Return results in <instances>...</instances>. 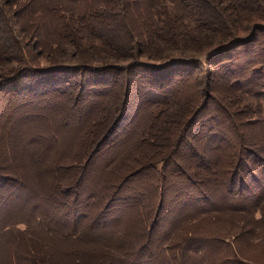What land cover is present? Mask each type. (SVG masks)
<instances>
[{
    "label": "rangeland",
    "instance_id": "obj_1",
    "mask_svg": "<svg viewBox=\"0 0 264 264\" xmlns=\"http://www.w3.org/2000/svg\"><path fill=\"white\" fill-rule=\"evenodd\" d=\"M161 15L156 17V23L164 20V12ZM190 23L187 21L188 27L191 26ZM259 24L264 25V21ZM43 33L48 34L49 29H44ZM244 34L248 33L240 36ZM170 36L168 33H162V41L155 45L153 43L151 52L133 54L132 58L124 57L123 54L115 58L100 42L85 39L82 41V52L67 44L62 50L66 48V53L69 54H62L63 51L59 54L30 53L28 65L38 69L58 64L70 67L82 64L126 66L131 62L159 65L168 60L183 58L197 59L202 63V67H205L208 54L206 51L195 52L193 47L187 44L180 45L179 49L184 50L180 51L178 47H174L177 44L172 46L165 41ZM49 37L54 38L51 35ZM25 41L28 42V39ZM246 49L248 51H245ZM187 50H192V54L183 53L188 52ZM255 50L259 51V54H255ZM244 51L250 54H243ZM252 51L254 53H251ZM14 57L16 56L11 54V58ZM228 58L236 59L230 62L231 66L248 74L252 68L262 63L261 73L264 74V33L258 36L254 47L243 48V51H236ZM22 66L27 64L10 59L0 63V74L4 71L8 74L14 73L23 68ZM16 78V82L23 80L20 85L29 84L30 79L20 78L18 75ZM48 78L49 84H44L41 89L30 87L29 84L30 88L27 86L11 91L8 84H0V176H3V180L4 177H12L16 181H0V264H62L63 261L77 258H81L82 264L223 262L222 251H215L213 244H204L201 239L216 236L221 232L224 236V231L232 230L231 226L241 223L250 226L253 224L251 215L248 211L243 215L225 213L231 206L237 210L241 199L236 201V195L224 196L227 193L217 189L214 193L218 195L219 200L213 203L209 183L204 184V188L208 190L204 194H211L209 201L198 191L199 186L192 185L185 189L186 174L197 178L212 175L209 168L202 171L198 167V159H205L210 152L216 141L211 136H222L217 134L218 131L210 135L213 128L230 132L227 136L232 142L226 149L222 148L220 154L218 150L214 151L216 158L210 168L216 169V178L219 181L226 178L222 175L231 164L230 156L238 154L241 145H247L264 156V79L261 75L254 73L247 79L248 83L244 85L243 90H239V95L222 89L220 94L225 93L226 99L219 102V105L236 106L237 110L241 111V114L235 117L236 122L233 124L230 119H226L217 101L212 102L206 113L201 115L190 129V136L182 143L181 151L172 153L171 160L164 166L163 172L154 171L152 168L158 150L151 147L150 142H157L158 139L153 140L146 135L149 128L158 125L150 115H153L152 102H149L146 108H139L133 123H127L125 129L122 128L124 131L117 138L114 137V146H111V143L110 146L105 145L101 152L95 157L87 158L85 162V150L92 146L90 143L93 132L99 125L98 120L102 113V108L97 104L101 99H93L92 93L104 88L106 84L115 85L116 80L121 77L115 79L106 76L95 82H104L105 85L89 84L85 91L78 89L79 83L74 86V82L80 80L78 75H48ZM253 79L256 80L249 84ZM149 81L157 83L152 79ZM137 85L138 81L134 83V95L130 101L132 111L126 122L135 117L137 101L134 97ZM149 89L151 92L148 91L150 94L147 98L159 99L155 95L159 90L158 85ZM66 90L68 94H65ZM164 90L161 89L162 92ZM167 90L171 91L169 88ZM122 91L123 89L119 88L120 96ZM188 93V89L182 85L175 95L186 96ZM110 96L112 99L113 92ZM137 97L143 100L142 94L140 96L139 93ZM154 107L153 111L160 113L161 118L166 106ZM215 112L219 117H216ZM142 155H150V158L143 161ZM136 156V162H143L132 166L138 169L140 165L144 169L131 179L121 180L122 172L129 168V162ZM248 163L255 170L262 166L261 162L253 163L252 158L248 159ZM55 164L69 167L70 170L62 172L58 169V175H54L52 166ZM18 172L20 181L15 179ZM157 175L158 177H155ZM260 176L263 177L264 172ZM54 178L62 180V185H55L53 188ZM161 179L163 183H167L168 189L163 197L164 207L159 212L156 201H153L157 196L152 194V181L159 182ZM110 183L120 184L115 196H108L111 191L110 189L108 192ZM251 191L261 194L258 200L254 198L248 203V206L262 203L260 210L254 212V216L258 218L264 213V190L251 186L243 192L249 195ZM105 193L107 194L103 195ZM220 214L223 217L213 221L212 216L218 217ZM255 237L257 239L253 243L259 239L264 240L262 230L256 232ZM204 246L207 249H204ZM27 253L35 260L28 259ZM20 254L27 257L22 256L19 259ZM257 258L261 257L257 255Z\"/></svg>",
    "mask_w": 264,
    "mask_h": 264
},
{
    "label": "trees",
    "instance_id": "obj_2",
    "mask_svg": "<svg viewBox=\"0 0 264 264\" xmlns=\"http://www.w3.org/2000/svg\"><path fill=\"white\" fill-rule=\"evenodd\" d=\"M162 12L165 15L164 20L156 23V17ZM187 21L191 22L190 27H188ZM260 21H264V0H0V63L12 59L27 64V66H22L23 68H19L11 74L4 71L0 74V84H4L3 86L8 84L13 88L9 89L11 91L27 88L29 84H31L30 87L35 86L41 89L44 84H49L48 75L64 77L78 75L80 80L74 82V86L79 83L78 89L85 91L89 84L105 85L104 82H95L106 76H112L115 79L121 77L120 80H116L115 85L106 84L104 88L92 93L93 99H101L97 104L102 108V113L99 116V125L93 132L90 143L92 146L85 150V154H87L86 159L84 157L85 162H87V158L95 157L101 152L105 145L114 146V137L117 138L124 131V126L127 123H133L142 107L146 108L152 102L153 115L150 112L149 114L158 125L155 124L154 128H149L146 135L153 140L158 139L157 142H150L152 143L151 147L158 150L152 168L154 171L163 172L164 166L171 160L172 153L181 151L182 143L190 136V129L197 119L206 113L207 107L212 102L217 101L218 107L226 119H230L233 124L236 122L235 117L237 118L241 111L237 110L234 105L231 107L225 104L219 105V102H224L226 99L225 93L220 94L222 89H228L235 95L239 93V90H243L244 85L248 83L247 79L251 78L254 73H259L264 79V74L261 73L263 71L262 63L259 62L261 65L252 68L248 74L231 66L230 62L236 59L228 58L230 54L236 51H243V48L254 47L257 44L258 36L264 33V25L259 24ZM46 28L49 29L48 34L43 33ZM245 32L248 34L240 36ZM162 33L171 35L165 41L172 46L177 44L174 46L175 48L178 47L179 49L180 45L187 44L192 46L195 52L206 51L208 54L205 59V67H202V63L197 59L186 60L183 58L168 60L159 65L131 62L126 66L82 64L70 67L58 64L46 69L32 68L28 65L30 64L28 59L30 53L54 52V54H59L63 51L62 54H69L66 53V48L62 50V47L67 44L79 52L82 50V41L85 39L100 42L115 58H119L122 54L124 57L132 58L133 54L151 52L153 43L155 45L162 41ZM48 35L54 38L51 39ZM26 38L28 42L25 41ZM187 51L183 53L192 54L190 52L192 50ZM245 51L243 54H250ZM11 54L16 57L11 58ZM255 54H259V51L255 50ZM55 59L57 58L55 57ZM16 75L20 78L30 79L28 80L29 84L20 85L23 80L16 82L18 79ZM149 79L158 84L150 82ZM255 80H250L249 84ZM136 81H138V89H135L136 97L134 98L137 101L135 103L137 109L135 117L126 122L132 111L130 101L134 95L133 88ZM64 82L66 83L67 80ZM157 85L159 93L155 92V95L159 99H153V101L147 98L151 92L149 87L155 88ZM182 85L190 93L186 96H176V90ZM119 88L123 89L121 96L120 93L118 94ZM168 88L171 91L167 90ZM161 89H165L164 92ZM68 90L70 92V89ZM246 90L249 92L248 89ZM112 92L113 98L110 99ZM139 93L140 96L142 94L143 100L137 97ZM65 94H68L67 90ZM144 104L146 105L143 106ZM154 106H166V111L163 110L162 114L164 115L161 118L160 113L153 111ZM216 115L219 117L218 113ZM158 117L160 118L159 121H155ZM234 126L236 128V124ZM216 132L222 136L220 138L211 136L216 141L211 146L207 157H204L206 161L203 158L198 159V167L202 171L204 168H209L213 176L203 174L204 176L197 178L192 174H186L185 189L192 185L199 186L198 191L201 192L202 196L204 195L203 198L209 201L211 194H204L208 191L204 188V184L209 183L213 203L215 200H219L218 195L214 193L217 189L224 190V193H227L224 196L236 195L234 197L236 201L241 199V205L238 206L237 210L231 206L230 210H226L225 213L243 215L245 211H248L253 224L248 226L241 223L231 226L232 230L224 231V236L221 232L216 236L201 239V242L213 244L216 247L215 251H222L221 260L223 262L217 264H264V240L259 239L253 243L257 239L255 237L256 232L262 230L264 235V213H261L258 218L254 216V212L260 210L262 203L248 206L251 200L254 198L258 200L261 194L251 191L249 195H246L243 192L248 187L250 189L251 186L264 190V176H260L264 172V156L247 145H241L238 154L230 156L231 164L229 168H226L225 174L222 175L223 178H226L224 181L222 179L219 181L216 178V169L210 168L216 158L214 151L218 150L220 154V150L226 149L232 142L227 136L230 135V132L225 129L216 130L213 128L210 135H214L213 133ZM231 133L233 132L231 131ZM149 138H144V140ZM142 156L144 157L143 161L150 158V155ZM249 158H252L253 163L261 162L262 166L258 167L257 170L253 169V166L248 163ZM137 159L138 156L129 162V168L122 172L121 180L131 179L144 169L140 165L138 166L140 168L134 169L132 164L143 162H136ZM132 161L135 162L132 163ZM159 163H161L160 168H158ZM58 169L62 172L70 170L69 167L55 164L52 166L54 175H58ZM12 170L14 171V169ZM15 175V179L20 181L19 172ZM4 180L5 182L15 181L12 177H4ZM4 180L3 176H0V181ZM53 181V188L55 185H62V180H55L54 178ZM119 186L120 184L110 183L108 192L110 189L111 191L108 196L116 195ZM152 188V194L157 196L153 201H156V206L160 212L164 207L163 197L168 186L161 179L159 182L152 181ZM197 201H199L198 198ZM222 217V214L218 217L212 216L213 221ZM218 236H222V238H218ZM204 249L207 247L204 246ZM256 254L261 258L258 259ZM22 256H28V259L32 261L35 260L28 253L27 256L20 254L18 258L20 259ZM80 259L63 261L62 264H82ZM109 263L111 264V262Z\"/></svg>",
    "mask_w": 264,
    "mask_h": 264
}]
</instances>
